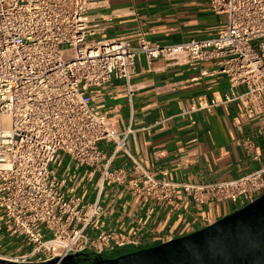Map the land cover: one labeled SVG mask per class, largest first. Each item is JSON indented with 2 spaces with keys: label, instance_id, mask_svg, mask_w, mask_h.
Masks as SVG:
<instances>
[{
  "label": "built area",
  "instance_id": "1",
  "mask_svg": "<svg viewBox=\"0 0 264 264\" xmlns=\"http://www.w3.org/2000/svg\"><path fill=\"white\" fill-rule=\"evenodd\" d=\"M91 1L0 0V257L39 262L140 248L139 240L100 226L107 181L144 202L174 206L180 194L199 204L244 206L264 192V165L236 178L193 183L170 180L166 171L157 175L133 159L135 175L128 181L124 168L109 169L110 158L102 164L98 143L126 151L129 128L117 130L107 114L92 110L87 96L89 87L121 78L130 97L135 56L142 53L178 64L210 60L231 86H244L226 101L237 99L248 117L264 113V0H209L226 15L212 36L153 43L139 35L135 44L89 39ZM58 151L99 171L94 200H84L50 167ZM12 244L17 247L1 252Z\"/></svg>",
  "mask_w": 264,
  "mask_h": 264
},
{
  "label": "crops",
  "instance_id": "2",
  "mask_svg": "<svg viewBox=\"0 0 264 264\" xmlns=\"http://www.w3.org/2000/svg\"><path fill=\"white\" fill-rule=\"evenodd\" d=\"M86 18L94 31L89 39L122 38L134 44L139 35L153 43L207 38L226 22L209 0H92ZM216 68L210 60L178 64L140 53L130 97L121 78L89 87L92 110L107 114L119 131L129 128L126 151H116L113 142L98 143L102 164L110 158L109 169L124 168L129 181L135 159L157 175L166 171L170 180L193 183L236 178L264 165V113L248 117L237 99L226 101L244 86H231ZM50 167L84 200H94L99 171L63 151ZM99 200L106 208L101 228L139 240L141 247L193 232L242 207L229 201L199 204L184 194L178 206L144 202L112 181L103 184ZM132 249L127 245L118 250Z\"/></svg>",
  "mask_w": 264,
  "mask_h": 264
},
{
  "label": "water",
  "instance_id": "3",
  "mask_svg": "<svg viewBox=\"0 0 264 264\" xmlns=\"http://www.w3.org/2000/svg\"><path fill=\"white\" fill-rule=\"evenodd\" d=\"M114 256L70 254L39 262L0 264H264V192L252 202L185 235Z\"/></svg>",
  "mask_w": 264,
  "mask_h": 264
},
{
  "label": "rangeland",
  "instance_id": "4",
  "mask_svg": "<svg viewBox=\"0 0 264 264\" xmlns=\"http://www.w3.org/2000/svg\"><path fill=\"white\" fill-rule=\"evenodd\" d=\"M16 247H17V245L12 244V246H9L8 248H6V250H3L1 252H7V251H10L11 249H15Z\"/></svg>",
  "mask_w": 264,
  "mask_h": 264
},
{
  "label": "trees",
  "instance_id": "5",
  "mask_svg": "<svg viewBox=\"0 0 264 264\" xmlns=\"http://www.w3.org/2000/svg\"><path fill=\"white\" fill-rule=\"evenodd\" d=\"M136 248H134V249H132V250H135ZM129 251H131V250H129Z\"/></svg>",
  "mask_w": 264,
  "mask_h": 264
}]
</instances>
